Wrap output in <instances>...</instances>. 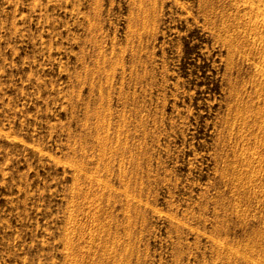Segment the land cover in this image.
I'll use <instances>...</instances> for the list:
<instances>
[{
  "label": "rangeland",
  "instance_id": "rangeland-1",
  "mask_svg": "<svg viewBox=\"0 0 264 264\" xmlns=\"http://www.w3.org/2000/svg\"><path fill=\"white\" fill-rule=\"evenodd\" d=\"M245 2L0 0V264H264Z\"/></svg>",
  "mask_w": 264,
  "mask_h": 264
},
{
  "label": "bare ground",
  "instance_id": "bare-ground-1",
  "mask_svg": "<svg viewBox=\"0 0 264 264\" xmlns=\"http://www.w3.org/2000/svg\"><path fill=\"white\" fill-rule=\"evenodd\" d=\"M261 1V0H260ZM263 2H261V4L259 3V4H256L255 3V1L253 2V1H251V0H246V5H248L247 6V8H249V11L251 12V14H250V16H249V20H253V19H259V20H257L256 22V25H254L253 26V28H256V30H257V28H264V0H262ZM263 3V4H262ZM259 21V22H258ZM255 30V31H256ZM253 31H254V29H253ZM258 31V30H257ZM263 33H264V31H263ZM264 35V34H263ZM259 42H260V44L261 45H263V47H264V37L262 36V37H260L259 38ZM261 68V67H260ZM264 75V74H263ZM264 77V76H263ZM264 79V78H263ZM264 89V88H263ZM263 93V95H264V91L262 92ZM261 109V108H260ZM259 111V110H258ZM257 112V111H256ZM261 118V117H260ZM259 127V126H258ZM261 127V126H260ZM254 163H255V161H254ZM253 165V164H252ZM98 182V181H97ZM259 185V184H258ZM120 244V243H119ZM118 244V245H119ZM105 256V255H104Z\"/></svg>",
  "mask_w": 264,
  "mask_h": 264
}]
</instances>
